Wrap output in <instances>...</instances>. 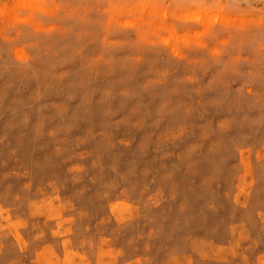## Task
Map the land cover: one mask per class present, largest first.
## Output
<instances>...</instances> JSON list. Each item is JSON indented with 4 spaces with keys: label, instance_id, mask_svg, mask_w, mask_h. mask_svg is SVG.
<instances>
[{
    "label": "rangeland",
    "instance_id": "rangeland-1",
    "mask_svg": "<svg viewBox=\"0 0 264 264\" xmlns=\"http://www.w3.org/2000/svg\"><path fill=\"white\" fill-rule=\"evenodd\" d=\"M0 264H264V0H0Z\"/></svg>",
    "mask_w": 264,
    "mask_h": 264
}]
</instances>
